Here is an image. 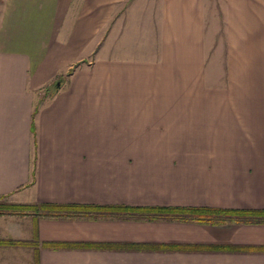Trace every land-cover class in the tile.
I'll return each instance as SVG.
<instances>
[{
  "label": "crops",
  "instance_id": "1",
  "mask_svg": "<svg viewBox=\"0 0 264 264\" xmlns=\"http://www.w3.org/2000/svg\"><path fill=\"white\" fill-rule=\"evenodd\" d=\"M0 198L88 206L0 214V264H264V221L114 210H264V0H0Z\"/></svg>",
  "mask_w": 264,
  "mask_h": 264
},
{
  "label": "trees",
  "instance_id": "2",
  "mask_svg": "<svg viewBox=\"0 0 264 264\" xmlns=\"http://www.w3.org/2000/svg\"><path fill=\"white\" fill-rule=\"evenodd\" d=\"M92 209H99L97 206H89ZM88 206L81 205H60L53 203H36V204H17V203H0V214H57L63 210H72L79 212L87 209ZM107 209V208H106ZM114 209V208H111ZM116 211L122 212H137L148 216H169L177 218H194V219H222L228 218H249L254 221H264V210H230V209H215L204 207H128L117 206ZM16 245L26 244L13 239H0V245Z\"/></svg>",
  "mask_w": 264,
  "mask_h": 264
},
{
  "label": "rangeland",
  "instance_id": "3",
  "mask_svg": "<svg viewBox=\"0 0 264 264\" xmlns=\"http://www.w3.org/2000/svg\"><path fill=\"white\" fill-rule=\"evenodd\" d=\"M0 203H9V202H8V200L6 198H0Z\"/></svg>",
  "mask_w": 264,
  "mask_h": 264
}]
</instances>
